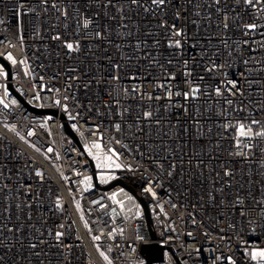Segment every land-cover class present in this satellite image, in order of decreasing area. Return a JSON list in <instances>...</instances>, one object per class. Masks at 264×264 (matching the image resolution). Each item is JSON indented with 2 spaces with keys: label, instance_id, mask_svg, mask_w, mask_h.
Listing matches in <instances>:
<instances>
[{
  "label": "built area",
  "instance_id": "obj_1",
  "mask_svg": "<svg viewBox=\"0 0 264 264\" xmlns=\"http://www.w3.org/2000/svg\"><path fill=\"white\" fill-rule=\"evenodd\" d=\"M106 4L0 0V264H264V0Z\"/></svg>",
  "mask_w": 264,
  "mask_h": 264
},
{
  "label": "snow or ice",
  "instance_id": "obj_2",
  "mask_svg": "<svg viewBox=\"0 0 264 264\" xmlns=\"http://www.w3.org/2000/svg\"><path fill=\"white\" fill-rule=\"evenodd\" d=\"M112 2V0H107V4L105 6H108L110 5ZM152 4H155L157 6H162L164 5L167 0H151ZM216 3H219V0H215ZM237 2H239V0H237ZM244 3H247L249 5H253L254 2H259V0H243ZM132 3L134 4H137L139 3V0H132ZM178 16V14H177ZM90 23L89 20H85L84 22V27H88V24ZM225 27H227V25H225ZM246 28H249V29H255L256 27V24H248V25H245ZM173 30L176 28L175 25L172 26ZM173 36H181L183 33L182 31H178V30H174L172 31L171 33ZM97 36H99L100 34L99 33H96ZM174 44H175V47L179 48L181 47V42L179 40H176L174 41ZM170 47L172 46V44L170 43L169 45ZM66 47L69 49V50H73L74 49V45L72 43H67L66 44ZM9 59H11V56L9 55ZM185 63H187V61H185ZM197 91V89L193 88L190 90L191 93H195ZM217 91V94L219 95L220 94V90L219 89H216ZM177 95H181V93L177 92L176 93ZM183 95L185 96V98H188L190 93L189 92H185L183 93ZM58 103V101H57ZM229 104L232 103L231 100L228 101ZM5 107H7V105H5ZM145 116L146 117H150L151 116V113H145ZM252 124H260V121H257V120H253L252 121ZM116 127H119V125H116ZM224 127L227 129L229 127V124H225ZM236 132H237V136L238 137H247V138H251L253 137V135L255 136H259V137H264V131H258V132H253V129L251 126H248V125H245L244 123H238L236 126ZM93 147L99 149L101 146L100 144H94ZM111 151V150H109ZM97 160H100V157L97 156L96 157ZM106 160H111V157L108 156V157H105ZM116 167H119V165H116ZM175 167V166H173ZM169 175H171L172 173L169 172L168 173ZM228 173H226L227 175ZM148 191H151V189H147ZM154 195V193H153ZM57 237L61 236L62 234L57 232L56 233ZM94 239H99V237H94ZM101 255L103 256V253H101ZM105 259H107V257H104ZM251 258L252 260H259V261H264V250H256V251H253L251 253Z\"/></svg>",
  "mask_w": 264,
  "mask_h": 264
},
{
  "label": "water",
  "instance_id": "obj_3",
  "mask_svg": "<svg viewBox=\"0 0 264 264\" xmlns=\"http://www.w3.org/2000/svg\"><path fill=\"white\" fill-rule=\"evenodd\" d=\"M114 183H116V181H113V182L109 183L108 185H106L104 187L105 188L106 187H110ZM144 210H145V213H146L147 218H148V224L151 226V220L149 218V213L147 211V208L145 207ZM150 229H151V235H152V237H155V234H154V231L152 229V226L150 227ZM162 249H163V246L162 245H159V244H156V243H146V244H143L142 247H141V252L144 255V257L146 258V260H147V263L146 264H149V262L151 260L161 259L162 258Z\"/></svg>",
  "mask_w": 264,
  "mask_h": 264
}]
</instances>
